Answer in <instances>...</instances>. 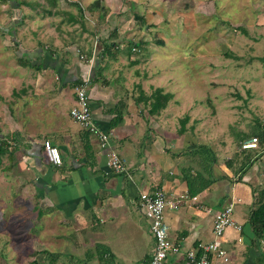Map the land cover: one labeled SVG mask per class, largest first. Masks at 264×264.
<instances>
[{
    "label": "crops",
    "instance_id": "crops-1",
    "mask_svg": "<svg viewBox=\"0 0 264 264\" xmlns=\"http://www.w3.org/2000/svg\"><path fill=\"white\" fill-rule=\"evenodd\" d=\"M51 1L54 6L47 5L45 0L38 2L49 8L51 15L58 16V22L51 25L45 36L51 41H39L35 49L21 53L30 59L37 74H33L31 87L22 84L16 91L21 119H15V128L5 135L15 151L12 159L5 156L9 164L4 169L12 171L16 167L20 172H32L31 180L20 184L23 195L31 197L29 218L39 226L32 228L33 237L46 240L43 246L38 244L27 252L33 255L29 261L60 264L64 244L85 250L90 249L87 244L91 240L101 255L99 264H114L115 250L127 247L125 236L135 241L134 246L143 248V257L137 264H148L154 238L149 220L140 208L139 196L156 189H162L168 199L186 196L179 208L165 211L169 239L180 245L179 254L170 258L174 264H184L187 250L198 254L201 245L214 239V215L226 206L242 204L238 212L243 219H233L243 229L256 198L253 189L258 187L259 174L263 172L255 169L259 160H264V153L259 159V152H252L256 160L241 180L238 176L234 179L231 170L229 173L220 168L221 178L194 197L187 194L184 169L191 167L194 171L196 167L189 162V155L183 153L181 136L172 137L167 131L156 129L164 130L160 117L166 109L149 115L144 103V96L152 93L147 91L148 75L128 67V61H138L136 57L132 59L135 52L139 53L138 58L147 46L140 39L134 41L124 36L123 25L129 17L146 26L144 6L137 11L130 8L140 0H129L127 11L123 7L117 10L118 0ZM95 1L96 7L89 9ZM38 39H42L39 34ZM110 44L111 51L106 48ZM87 78L94 122L109 137L106 148L69 115L75 101V86ZM29 93L32 101L26 103L25 95ZM45 140L59 149L60 165L47 160L42 145ZM111 148L125 159L127 174H116L108 166L107 153ZM228 199L229 204L224 206ZM239 238L238 242L248 244L242 234ZM224 243L226 238L223 247ZM115 258L130 264L129 258Z\"/></svg>",
    "mask_w": 264,
    "mask_h": 264
},
{
    "label": "rangeland",
    "instance_id": "rangeland-1",
    "mask_svg": "<svg viewBox=\"0 0 264 264\" xmlns=\"http://www.w3.org/2000/svg\"><path fill=\"white\" fill-rule=\"evenodd\" d=\"M38 1L0 0V137L10 134L15 119L17 122L21 119L16 91L22 84L31 87L33 74H37L36 68L19 66L18 57L25 50L35 49L39 41L42 44L51 41L52 38L45 36L51 25L58 22V16L46 14ZM140 1L130 7L129 0H118L117 10L123 7L122 10L137 11L144 6L146 26L132 15L123 25L124 36L147 44L138 58L139 53L135 52L132 59L136 57L138 61H130L131 64L128 61V67L148 75L145 78L150 84L148 92L162 88L173 95L164 116L160 117L164 130L156 128V123L153 128L167 131L172 137L181 136L179 143L185 150L198 144L209 145L217 156L215 176L223 175L221 169L230 173L224 164L236 151L235 134L264 131V63L261 61L264 0ZM37 34L42 39L36 40ZM160 40L163 44H158ZM25 97L26 103H31L30 93ZM185 116L188 117L186 130L178 134L180 120ZM8 164L4 156L0 166V264H25L33 257L27 252L38 244L43 246L44 239L33 237L32 228L39 226L29 218L31 197L23 195L20 184L24 180L29 182L32 172H20L16 167L8 171L4 169ZM258 170L263 171L259 182L264 186V160H259L255 171ZM232 177L236 179L237 175ZM33 194L36 195L35 188ZM241 205L238 202L233 205L232 217L237 221L243 219L238 212ZM240 235L234 227H227L223 233L231 261L259 264L252 257L255 249L238 242ZM123 241H128L124 243L129 249L117 248L115 257L129 258L130 264H137L143 257V248L134 246L131 238L127 240L124 236ZM87 246L90 249L84 250L64 244L59 263L99 264L101 255L97 248L91 240ZM53 251L59 252L57 248ZM115 257H112L114 264H122Z\"/></svg>",
    "mask_w": 264,
    "mask_h": 264
},
{
    "label": "built area",
    "instance_id": "built-area-1",
    "mask_svg": "<svg viewBox=\"0 0 264 264\" xmlns=\"http://www.w3.org/2000/svg\"><path fill=\"white\" fill-rule=\"evenodd\" d=\"M88 81L87 78L75 86V101L69 110V115L82 129L97 136L100 145L106 148L109 146V137L94 122L87 89ZM42 145L47 160L53 165H60L62 160L59 149L52 145L49 140H45ZM241 147L243 149L257 147L256 137L244 141ZM107 164L116 174H127L126 161L115 149L111 148L108 151ZM185 197L182 195L178 198L168 199L162 189L140 194V208L149 220L150 231L154 238V248L148 264H174L170 258L172 255L179 254L180 245L172 243L169 239V226L166 222L165 211L179 208ZM232 212L233 205L230 204L215 213L213 220L214 239L205 245H201L198 254L195 250H187L184 264H233L228 252L223 247V233L227 227H234L240 231L242 226L233 219ZM238 240L241 241V238Z\"/></svg>",
    "mask_w": 264,
    "mask_h": 264
},
{
    "label": "trees",
    "instance_id": "trees-1",
    "mask_svg": "<svg viewBox=\"0 0 264 264\" xmlns=\"http://www.w3.org/2000/svg\"><path fill=\"white\" fill-rule=\"evenodd\" d=\"M45 1L47 5H55V3H53L51 0ZM97 4L98 1L93 2L91 6H89V9L95 8ZM44 12L49 15L52 14V12L48 9L46 10V8ZM137 17L140 18L139 16ZM160 41L158 44H163L162 41ZM106 48L111 51V49H113V45H106ZM261 61L264 62V56L261 58ZM18 62L19 65L23 67L32 66L30 59L26 56L18 57ZM77 84H79V82ZM172 96L173 95L170 92H163L162 88H154L149 96H144V103L149 115H157L162 110L166 109L169 101L172 99ZM187 120V116L180 120L181 127L178 130V134H183L185 132V123ZM252 137H256L257 139V147H255L256 149H243L241 144ZM235 144L237 147L236 151L232 154V157L228 158V160L225 162V165L233 172L234 175L239 177V180H241L256 160L252 155V152L258 151L257 149L259 148V159L261 158L262 153H264V131H262L261 134L255 132H237L235 134ZM14 151L15 148L7 136L0 138V166L4 156L7 155L8 158L10 157L12 159ZM183 153L189 155L192 162L191 164L198 167L194 171L191 169V167L184 169L183 179L187 185V194L190 197H194L209 187L212 183L217 181L218 178H221V176H214L213 168L217 164V156L209 145L198 144L195 148L191 150H185ZM259 185L260 190L258 195H256L257 190L253 189V193L256 198L254 200L253 208L251 209L247 218L246 224L243 226V229L241 228V234L246 238V241H248V249H255L254 255H252L254 262L259 261V264H264V186H261L260 183ZM45 257H47V255ZM26 264L40 263H38L36 260H33Z\"/></svg>",
    "mask_w": 264,
    "mask_h": 264
}]
</instances>
